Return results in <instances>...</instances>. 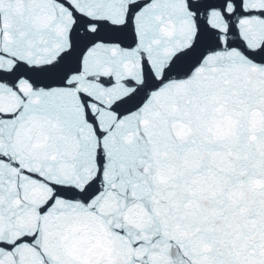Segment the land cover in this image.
<instances>
[{
	"label": "snow or ice",
	"instance_id": "snow-or-ice-1",
	"mask_svg": "<svg viewBox=\"0 0 264 264\" xmlns=\"http://www.w3.org/2000/svg\"><path fill=\"white\" fill-rule=\"evenodd\" d=\"M0 264H264V0H0Z\"/></svg>",
	"mask_w": 264,
	"mask_h": 264
}]
</instances>
